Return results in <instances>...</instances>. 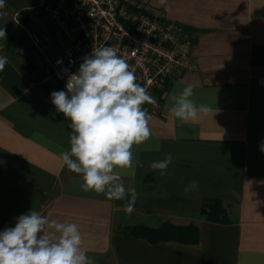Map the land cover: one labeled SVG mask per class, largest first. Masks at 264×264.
<instances>
[{"label": "crops", "instance_id": "crops-1", "mask_svg": "<svg viewBox=\"0 0 264 264\" xmlns=\"http://www.w3.org/2000/svg\"><path fill=\"white\" fill-rule=\"evenodd\" d=\"M40 1L5 0L0 14L13 22L14 12ZM150 2L190 32L195 69L169 86L162 112L150 114L146 143H158L160 151L133 146L144 167L137 166L134 176L122 172L121 182L139 194L134 211H125L126 200L84 191L82 178L64 165L71 121L43 89L48 84L37 52L24 59L34 57L39 68L31 70L0 50L8 58L0 72V232L33 209L49 221L78 225L94 264H264V0ZM23 20L32 26L27 15ZM188 84L197 106L213 110L197 121H180L165 107L173 89ZM166 153L174 160L161 177L149 164ZM193 181L198 187L185 193ZM204 199L221 200L230 222L200 217ZM164 222L196 225L198 242L152 244L121 231Z\"/></svg>", "mask_w": 264, "mask_h": 264}, {"label": "clouds", "instance_id": "clouds-1", "mask_svg": "<svg viewBox=\"0 0 264 264\" xmlns=\"http://www.w3.org/2000/svg\"><path fill=\"white\" fill-rule=\"evenodd\" d=\"M158 3L165 6L167 0ZM4 4L5 0H0V8ZM0 38L6 40L2 28ZM7 63L8 58L0 56V72ZM194 94L192 84L178 92L173 89L165 107L180 121H197L201 115L211 114L209 105L197 106ZM51 101L57 112L71 121L70 148L61 153L64 165L82 178L84 191L103 194L109 200H126L124 209L131 214L139 194L134 185L125 188L121 175L134 176L137 166L144 167L134 157V145L160 151L158 143H146L152 136V117L143 106L156 104L155 97L137 83L116 49L102 47L83 58L77 72L69 75L65 90L51 93ZM173 160L172 153H166L164 159L150 162L149 169L167 176ZM197 187L195 181L190 182L184 192ZM46 226L52 231L46 232ZM82 245L78 225L49 221L32 209L16 218L14 227L0 232V264H94Z\"/></svg>", "mask_w": 264, "mask_h": 264}, {"label": "built area", "instance_id": "built-area-1", "mask_svg": "<svg viewBox=\"0 0 264 264\" xmlns=\"http://www.w3.org/2000/svg\"><path fill=\"white\" fill-rule=\"evenodd\" d=\"M24 15L32 26L24 23ZM13 22L40 56L43 82H57L62 90L93 50L116 49L137 83L155 97L156 104L143 106L149 114H160L169 86L195 69L190 32L150 0H42L28 11L14 12ZM38 25L47 28L48 44ZM53 31L61 33L65 44L53 38Z\"/></svg>", "mask_w": 264, "mask_h": 264}, {"label": "trees", "instance_id": "trees-1", "mask_svg": "<svg viewBox=\"0 0 264 264\" xmlns=\"http://www.w3.org/2000/svg\"><path fill=\"white\" fill-rule=\"evenodd\" d=\"M43 89L49 94L55 91L48 86H44ZM198 215L212 222H230L227 207L219 199H204ZM121 231L128 235L143 238L152 244L165 242L196 244L198 242V228L194 224L179 226L164 222L157 228L136 225L124 227Z\"/></svg>", "mask_w": 264, "mask_h": 264}, {"label": "rangeland", "instance_id": "rangeland-1", "mask_svg": "<svg viewBox=\"0 0 264 264\" xmlns=\"http://www.w3.org/2000/svg\"><path fill=\"white\" fill-rule=\"evenodd\" d=\"M0 28H2L6 33V40L3 38H0V50L8 54H11L14 57L16 64L21 69H26V66L29 67L31 70L33 68H36V69L39 68L38 65H35L34 57L31 59H28L27 62L24 60L25 57L28 58L30 52L32 51L34 52L35 50L32 48L31 44L28 42V38L25 32L23 31V29L18 27L15 23L11 22L9 17L5 14H0ZM38 28L41 34L45 36V38H48L47 28L44 25L43 26L38 25ZM51 34L55 40L59 41L61 44H65V39L63 38L60 32L53 31ZM44 73L45 72H44V67H43V74ZM46 83L48 84V86H52L57 91L62 90L60 85L57 82L48 81Z\"/></svg>", "mask_w": 264, "mask_h": 264}, {"label": "water", "instance_id": "water-1", "mask_svg": "<svg viewBox=\"0 0 264 264\" xmlns=\"http://www.w3.org/2000/svg\"><path fill=\"white\" fill-rule=\"evenodd\" d=\"M17 46H18V45H17ZM17 46H16V47H17Z\"/></svg>", "mask_w": 264, "mask_h": 264}]
</instances>
